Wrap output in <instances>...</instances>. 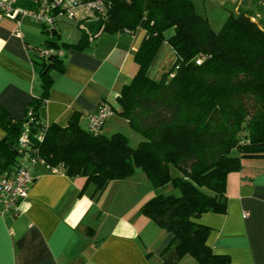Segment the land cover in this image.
Wrapping results in <instances>:
<instances>
[{"label": "trees", "instance_id": "16d2710c", "mask_svg": "<svg viewBox=\"0 0 264 264\" xmlns=\"http://www.w3.org/2000/svg\"><path fill=\"white\" fill-rule=\"evenodd\" d=\"M89 1L76 0L74 17L75 9ZM102 4V11L86 10L96 28H87L85 19L77 22V42L48 38L35 49L42 90L25 115L16 118L0 106V173L21 164L17 141L24 127L31 137L29 156L50 169L84 176L86 183L94 184L96 196L112 181L140 170L153 188L172 183L179 192L156 194L140 207L171 234L161 252L165 264H177L184 256L192 257L194 264H234L227 254L212 250L207 243L210 228L197 218L205 212H225L229 172L240 170L244 158H264V0L235 7L218 31L196 12L194 0ZM62 17L74 19L62 15L55 26L41 25L43 31L59 33ZM137 28L145 30L135 53L138 70L122 86L117 107L108 103L141 136L136 145L123 132L105 135L101 129H84L76 113L66 125L41 120L39 109L47 100L53 71L63 69L62 49H82L103 32ZM164 41L175 58L160 79H153L148 69ZM41 50L49 53L41 56Z\"/></svg>", "mask_w": 264, "mask_h": 264}, {"label": "crops", "instance_id": "0c3cea01", "mask_svg": "<svg viewBox=\"0 0 264 264\" xmlns=\"http://www.w3.org/2000/svg\"><path fill=\"white\" fill-rule=\"evenodd\" d=\"M13 6L22 10L32 4L17 0ZM88 16L84 7H77L74 19L60 18L59 33L54 35L27 14L0 20V106L16 118L25 115L29 102L42 90L35 49L48 38L77 42L78 21L85 19L87 28H96ZM72 20L77 27L70 25ZM144 36L142 28L103 32L82 49H60L63 69L53 71L47 100L39 109L41 120L66 125L76 113L80 125L88 129L89 115L101 102L117 107L122 86L138 70L135 53ZM114 114L101 132L127 133L136 145L141 136L119 115L110 121ZM3 136L0 127V139ZM32 173L21 212L0 210V264H165L161 252L171 234L140 211L158 190L143 173L112 181L98 196L84 176H70L63 169L55 172L42 162L33 164ZM226 193L225 212H205L197 218L210 228L208 245L234 264H264V158L242 159L240 170L227 175ZM177 264L194 261L184 256Z\"/></svg>", "mask_w": 264, "mask_h": 264}, {"label": "built area", "instance_id": "2783aa9c", "mask_svg": "<svg viewBox=\"0 0 264 264\" xmlns=\"http://www.w3.org/2000/svg\"><path fill=\"white\" fill-rule=\"evenodd\" d=\"M17 0H0V20L4 17L17 18L18 15L27 14L36 23L46 27L56 25L57 19L65 15L68 18L74 17V8L76 0H28L32 7L19 10L13 6ZM88 11L103 10L102 0H92L83 4ZM48 50H41L40 55H47ZM30 110L27 111V114ZM113 108L107 102H101L97 110L89 115L88 130L97 132L102 128L105 120L113 114ZM37 133V139H42L43 128ZM31 137L27 127L22 129L17 141L19 152L23 154L22 158L27 159L28 165L20 164L15 170L0 173V210L11 212L17 215L21 212V202L27 196L29 187L31 186L34 175L32 173L33 164L40 162L34 156H29ZM58 171L57 167L51 168Z\"/></svg>", "mask_w": 264, "mask_h": 264}, {"label": "rangeland", "instance_id": "374dc122", "mask_svg": "<svg viewBox=\"0 0 264 264\" xmlns=\"http://www.w3.org/2000/svg\"><path fill=\"white\" fill-rule=\"evenodd\" d=\"M247 2H249V0H194V6H195L196 12L206 16L211 24V27L215 31H218L220 27L222 26L223 22L225 21V19L235 9L236 5L239 4V6H245ZM260 15H262L261 17H264V14H260ZM70 25L74 27L75 20L70 21ZM167 32H170V31H167ZM164 42H163L164 44L162 43V45L159 48L158 52L160 53L157 52V55L154 61L150 64V67L148 69V73L150 70L149 76L153 79H160L162 75L164 74V72H166L171 67L174 61V58L171 57L172 48L170 44L166 41ZM172 58H173V61H172ZM164 66H169V67L164 70L162 69V68H165ZM117 117H118V114L116 112L113 116L110 117V121L118 119ZM103 134L110 135L112 133L111 131L105 130ZM127 136L129 138V143L131 145H134L135 139L131 135H130L131 137H129V135ZM232 153L234 154L236 152L233 151ZM20 160H21V163L24 165L29 164V162L25 158H21ZM136 173H142V172L140 170H136ZM134 177H137V176H134ZM159 193L178 194L179 192H178V189H176L172 183H168L164 185L163 188H158V190H156L152 196L159 194ZM186 257L187 259H192V257L190 256H186ZM183 261H186V260H183Z\"/></svg>", "mask_w": 264, "mask_h": 264}, {"label": "water", "instance_id": "95a60500", "mask_svg": "<svg viewBox=\"0 0 264 264\" xmlns=\"http://www.w3.org/2000/svg\"><path fill=\"white\" fill-rule=\"evenodd\" d=\"M51 57H49V59H50Z\"/></svg>", "mask_w": 264, "mask_h": 264}]
</instances>
